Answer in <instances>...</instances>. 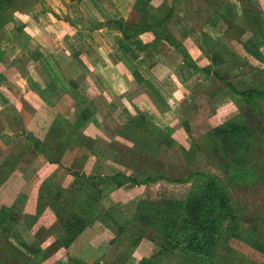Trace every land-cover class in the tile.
Listing matches in <instances>:
<instances>
[{
  "label": "rangeland",
  "instance_id": "obj_1",
  "mask_svg": "<svg viewBox=\"0 0 264 264\" xmlns=\"http://www.w3.org/2000/svg\"><path fill=\"white\" fill-rule=\"evenodd\" d=\"M86 1H81L84 17L88 16L96 27L107 26L108 33L105 30L106 27L104 30L110 36L114 49L119 48L125 57L131 56L130 51L124 47L125 40L117 38L119 37L115 26L117 18H111L118 15L119 19H138L142 13L136 9L138 0ZM231 1L236 14L235 21L217 27L205 24L210 5L214 6L216 0H157L156 7L163 12H167L171 7L175 8V14L169 22V27L190 54L186 58L166 42L159 46L161 61L157 64L160 65L158 73L164 81V93L169 97L173 95L172 113L170 112L173 118H170L171 114L169 118L157 116V121L155 119L154 123L164 126L165 122L172 120L169 130L177 138L172 147L164 146L157 150L155 146H144L143 144L142 147L141 144L134 142L125 133L127 129H123L125 123L128 122V116L122 113L120 107L124 103L120 99L119 102L114 101L113 103L119 110L112 114L114 122L110 132L112 135L110 143L96 141L92 136L97 129L89 131L84 126L79 132L85 136L82 142L78 143L79 138H76L77 142L74 141L69 145L62 155V161L66 166L75 165L77 170L84 171L91 177L125 172L135 173L139 179L143 180L146 176L141 175L139 170H147L149 164L154 162V168L166 173L170 180L159 179L152 183L127 182L120 187L115 185L109 188L104 187L105 189L100 193L92 185H85L87 180H84L86 189L77 191L76 187L74 191H71L69 189L74 187L75 176L69 170L61 165L39 161L41 156L35 148L26 151L30 140L28 137L22 138V135H26L25 123L35 107L34 99L26 98L27 96L19 93L15 94L17 93L15 90L12 96L18 95L20 102L7 101V105L2 104L0 99V168L10 158L18 160L14 174L7 178L5 177L7 173L4 172L2 175L5 180L0 187V210L6 205H11L13 211L10 212L7 224L0 229V264H30L33 258V261L37 260V264L48 262L51 264H140L142 257L148 253L151 255L152 252L148 249L149 240L143 241L134 250L129 249L123 241L111 242L113 237H117V228L109 227L102 221H97L89 227V232L84 234L85 240H77L74 245L72 244L70 253H63V227L60 215L54 209V205L58 203L54 202V199L40 198L38 192L45 178L52 182L56 191L62 189L64 199L73 200L71 202L73 206L88 204L87 195L92 189V193L98 197L90 200L100 209L105 210L114 204H120L122 206L119 209L126 218L130 219L131 213L136 210V205L148 199H159L165 195L183 197L192 186L195 172L217 173L223 177L226 175L222 166L223 157L214 151L217 148L212 141H209L208 131L225 120L234 116L238 117L240 112L243 118H249L255 129H260L262 125L260 117L264 116V98L259 104L250 106V109L246 102L236 92L231 91L218 76L203 70V67L212 64L214 51H218L224 57V62H219L223 75L233 80L239 89L256 86L264 88V63L256 60L247 51L243 40L236 38L239 35L244 39L250 37L254 30L258 29L259 25L256 24L255 16L252 15L253 9L258 8L257 13L259 10L264 11V0H259L260 3H257V0ZM68 3H70L69 0H17L13 4V7L17 8L12 18L13 22H8L0 32L1 38L5 40L3 45L7 43V47L4 48L5 55L0 58V68L4 69L3 60L5 58L10 61L13 55L20 56L16 52L18 50L11 48L12 45L8 42L12 43L14 40L10 37L11 30L17 26L19 15L23 14L22 12L25 11L31 15L43 8L47 9L48 5L52 7L54 4L60 9L62 6L68 9ZM240 5L247 8L245 13L238 12L237 8L241 9ZM227 29L228 34L225 32ZM205 32L207 34H204ZM149 33L152 34L151 32L142 33L143 39L148 38ZM137 41L136 38L131 40L130 46L137 47ZM38 43L40 44L41 41L39 40ZM33 45L36 43L33 42ZM142 54L139 57L138 55L135 57L136 54L133 58L131 57L137 66H139L138 60L142 58ZM131 67L134 68L135 65ZM24 68L26 66L22 67V73H26ZM152 81L156 85L162 82L157 78ZM13 84L15 83L5 82L1 78L0 90L4 93L8 92V89L12 91ZM131 111L133 116L143 112L138 107H132ZM75 113L69 111L62 114L70 121H74ZM43 114L49 113L43 111L36 114L34 122L41 119ZM185 121L188 124H185ZM96 126L100 129L99 125L96 124ZM99 132L108 136V133L101 132V130L96 134ZM16 135H19V138H16ZM183 146L186 149L192 148L190 156L186 154ZM90 151L92 152L91 159L88 155ZM259 152L260 157L257 160L263 167L259 180L255 183L233 182L227 185V189L240 204L241 235L239 237L222 236L217 250L218 260L222 263H231V258L238 256L237 261H242L244 264H264V250L253 245L258 243L264 248V148H260ZM86 155H88L87 158H85ZM37 165L38 168H36ZM181 179L184 182L178 181ZM74 197L75 199H72ZM223 223L227 225L229 220L225 218ZM22 241L34 243V246L41 248L42 251L36 252L38 254L35 253L32 257L31 252L22 245ZM232 249L233 251H230ZM170 264L194 263L184 262L183 257H180Z\"/></svg>",
  "mask_w": 264,
  "mask_h": 264
},
{
  "label": "trees",
  "instance_id": "obj_2",
  "mask_svg": "<svg viewBox=\"0 0 264 264\" xmlns=\"http://www.w3.org/2000/svg\"><path fill=\"white\" fill-rule=\"evenodd\" d=\"M16 1L0 0V32L12 20L17 9L13 7ZM156 3L157 0H138L136 9L142 12L138 19H116L115 22L120 27L124 39L128 40L133 36L151 32L153 37L150 41L140 45V50L150 46L155 50H159L160 44L166 42L180 51L186 58L189 57L190 54L187 52L185 45L169 27V22L175 14V8L171 7L167 12H163L156 7ZM253 12L252 15L255 16L256 24L260 27L258 26V29L254 30L253 35H250V37L244 39L239 35L236 38L240 41L243 40L242 42L247 51L264 63V19L259 15V11L257 13V9H253ZM235 16L231 0H216L214 6L210 5L208 19L205 24L207 23V26L222 27L224 23L231 24L234 22ZM225 32L228 34L229 30L227 29ZM220 44L225 47L222 42ZM4 55V50L0 45V58ZM212 58V64L203 67L204 72L218 76L229 86L231 91L236 92L246 102L248 107L261 102L260 100L264 98L263 87L239 89L233 80H229L223 75V69L220 65L224 62V57L221 53L214 51ZM195 66L198 67L197 64ZM134 75L139 81L144 80L139 70L134 71ZM64 91L68 92L66 89ZM92 116L93 112L88 105L80 111L74 121H70L62 113H58L48 131L47 138L41 139L32 131H27L26 135L31 146L27 143L26 151L35 148L41 156L39 161L61 165L69 170L75 176L74 187L69 189L71 191H74L76 187L77 191L86 189V184L88 186L92 185L100 193L106 187L109 188L112 185L120 187L127 182L152 183L159 179L170 180L166 173L159 171L156 167L154 168V162L149 164L147 170H139L141 175L146 176L143 180L139 179L135 173L127 174L125 172L91 177L86 172L77 170L75 166H66L62 161L64 150L76 138H79L78 143L82 142L85 136H82L79 132L92 119ZM234 117L214 126L208 131L207 135L209 141L216 145L217 149L214 151L223 157H221L222 166L226 171L224 177L217 173L195 172L192 186L183 197L165 195L159 199H148L144 203L136 205V210L131 213L132 217L130 219L126 218L116 205H112L105 210L100 209L98 205L90 200L91 198L95 200L98 197L92 193V189L87 195L89 197L88 204L73 206L71 203L73 200L66 201L63 197V190L56 191L52 182L45 178L40 184L38 192L40 198L54 199L53 201L58 203L54 205V209L60 215V222L63 227V253H70V246L87 227L93 226L97 221H102L109 227L117 228V237H113L111 242L123 241L129 249L134 250L143 241H150V243L148 242L150 244L148 249L152 253L142 257L140 264H170L180 257H183L184 262L194 264H244L242 261H237L238 256L231 258V263H222L218 260L217 250L223 235L234 237L241 235L239 226L240 204L234 195L230 193V190L227 189V185L233 182L255 183L261 177L263 167L259 164L257 158L260 157L258 155L259 149L264 148V116H259L262 122L260 129H255L249 118H243L242 112L238 116L239 119L237 116ZM185 124H188V122L185 121ZM187 127L191 130L189 125ZM124 128L127 129L125 133L134 142L141 144L142 147L143 144L144 146L151 145L160 150L164 146L166 148L172 147L177 140L171 131L156 125L150 115L144 112L132 116L125 123ZM182 148L185 149L184 151L187 152L188 156L191 155L192 148L186 149L184 146ZM87 157L88 155L85 156V158ZM17 164L18 160L12 158L2 164L0 168V187L5 180L2 177L3 173H7L6 178L14 174ZM36 168H38V165ZM84 180H87L85 185ZM178 181L184 182L182 179ZM72 199H75V197ZM12 211L11 205H6L4 209L0 210V229L7 224ZM225 218L229 220L227 225L223 223ZM247 241L250 243L249 239ZM21 243L31 252L32 257L36 252L42 251L41 248H36L34 243L26 241ZM253 245L264 250L258 243ZM230 251H233V249ZM33 259L30 264H37V260L33 261Z\"/></svg>",
  "mask_w": 264,
  "mask_h": 264
},
{
  "label": "crops",
  "instance_id": "obj_3",
  "mask_svg": "<svg viewBox=\"0 0 264 264\" xmlns=\"http://www.w3.org/2000/svg\"><path fill=\"white\" fill-rule=\"evenodd\" d=\"M69 2L68 9L63 8L64 6L60 9L54 4L31 15L23 13L19 15L17 26L11 30L10 37L14 40L8 43L12 45L11 48L18 50L16 52L20 56L13 55L10 61L6 58L3 60L5 67L0 68V76H2L0 79L15 84L11 86L12 91L8 89L10 93L0 90V99L2 104H7V101L20 102L18 95L12 96L13 90L17 92L15 94L19 93L27 96L26 98L34 99L35 107L26 120L24 132L32 131L36 136L44 139L58 113L74 111L77 118L80 111L88 105L93 116L85 125V129L89 131L97 129L92 136L93 139L110 143L112 137L110 132L114 122L112 114L119 110L113 103L119 102L120 99L124 103L120 108L122 113L128 116L127 120L133 116L132 107H138L150 115L153 121L155 119L157 121V116L169 118L172 113L173 95L169 97L164 93V81L159 77L160 65L157 64L161 61L160 48L155 50L150 46L139 51L140 45L150 41L152 34L149 33V37L145 39L142 34H139L125 40L120 27L115 25L116 34L119 36L117 38L125 40L124 47L131 54L125 57L119 48L114 49L111 38L107 34L109 31L107 26H105L106 33L105 27H96L88 16L85 18L81 1L69 0ZM257 3H260L259 0ZM237 9L238 12H246L244 6ZM255 9L258 10L256 7ZM259 12L264 19V11L259 10ZM113 18L119 19L118 15L111 19ZM10 22H13V19ZM135 38L138 39V43L134 48L129 42ZM4 41L2 37L0 45L3 50L7 47V43L3 45ZM33 42L36 45H33ZM135 54V57L143 55L138 60L139 66L133 61L134 59L132 60ZM133 64L134 68L131 67ZM24 66H26L24 68L26 73H22ZM136 70L141 72L144 80L139 81L136 78L134 75ZM150 72L151 74H148ZM154 76L162 82L156 85L152 81L155 80ZM65 89L68 92H65ZM43 111L49 114H43L42 118L35 123L36 114ZM170 118H173V115ZM170 120L165 122L164 126L158 125L169 130L172 122ZM96 124L100 126V129ZM98 129L108 133V136L100 132L96 134ZM23 137L27 135H22ZM91 154L90 151L89 159L92 158ZM89 227L78 236L73 245L77 240H85L84 234L89 232ZM69 250L71 252V246Z\"/></svg>",
  "mask_w": 264,
  "mask_h": 264
}]
</instances>
